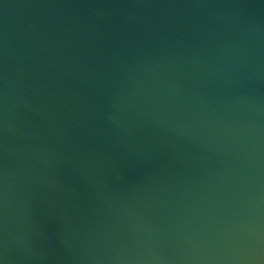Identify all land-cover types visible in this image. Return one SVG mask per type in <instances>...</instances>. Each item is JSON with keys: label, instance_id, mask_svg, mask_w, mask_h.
Wrapping results in <instances>:
<instances>
[{"label": "water", "instance_id": "95a60500", "mask_svg": "<svg viewBox=\"0 0 264 264\" xmlns=\"http://www.w3.org/2000/svg\"><path fill=\"white\" fill-rule=\"evenodd\" d=\"M0 264H264V0H0Z\"/></svg>", "mask_w": 264, "mask_h": 264}]
</instances>
